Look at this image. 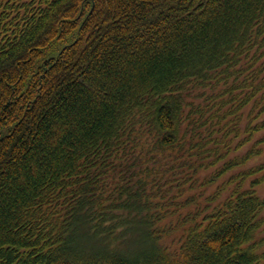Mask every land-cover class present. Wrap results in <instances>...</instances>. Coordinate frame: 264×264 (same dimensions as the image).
<instances>
[{"label":"trees","instance_id":"obj_1","mask_svg":"<svg viewBox=\"0 0 264 264\" xmlns=\"http://www.w3.org/2000/svg\"><path fill=\"white\" fill-rule=\"evenodd\" d=\"M0 264H264V0H0Z\"/></svg>","mask_w":264,"mask_h":264}]
</instances>
